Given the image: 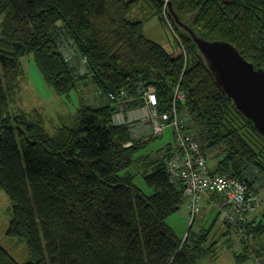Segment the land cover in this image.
Listing matches in <instances>:
<instances>
[{"label": "trees", "instance_id": "trees-1", "mask_svg": "<svg viewBox=\"0 0 264 264\" xmlns=\"http://www.w3.org/2000/svg\"><path fill=\"white\" fill-rule=\"evenodd\" d=\"M141 1L147 0H0V189L11 202L6 235L25 243L28 255L20 263L0 243V264H201L218 258L212 229L196 234L191 228L183 241L167 224L187 187L174 179L169 162L177 153H193L188 139L199 144L208 174L264 188V137L217 85L169 6L198 37L230 43L258 70L264 69V0H149L176 35L179 50L172 54L144 34L142 22L128 18ZM65 38L80 63L87 60L86 75L64 58L59 45ZM30 55L58 96L69 98L88 78L106 97L155 88L158 113L176 111L185 145L174 132V144L148 152L156 137L134 140L131 127L114 123L118 106L110 99L98 108L82 101L70 124L49 133L40 110L14 109L25 76L21 59ZM179 87L184 102H175ZM184 112L193 122L187 136ZM139 176L151 195L135 184ZM226 228L241 239L244 255L234 253L241 262L252 254L250 239L264 236V210L239 229Z\"/></svg>", "mask_w": 264, "mask_h": 264}, {"label": "rangeland", "instance_id": "rangeland-1", "mask_svg": "<svg viewBox=\"0 0 264 264\" xmlns=\"http://www.w3.org/2000/svg\"><path fill=\"white\" fill-rule=\"evenodd\" d=\"M165 15L166 14L164 13V16ZM128 18L132 21L142 22L144 25V34L149 39L162 45L169 53L172 54L178 52L179 45L174 31L168 25L166 18L164 19L163 16L157 12L156 6L149 0L141 1L140 4L128 15ZM59 46L64 58H71L70 64L75 70L77 66L80 76L86 75L87 60L83 58V64L80 63V56L78 54L77 48L72 44L71 39H63ZM21 63L25 70V76L22 79V89L20 95L18 96L20 103H17V105L14 106V109L24 111H32L34 109L40 110L43 117L46 119L45 126L49 133H53L56 128L62 124V122L70 124L71 119L76 115V112L82 101L93 106L94 108L110 104L109 98L99 92L98 86L91 78L81 81L78 84L77 90L72 93L69 99L68 97L58 96L52 87L46 84L40 71L38 70L33 55L23 57L21 59ZM82 70L84 71L83 74L80 73ZM144 92L145 90L141 86L139 92L141 97H145ZM178 94L180 95V93ZM147 106L149 108L145 107V110L143 109L144 106L141 110H138L137 112L139 113L131 112L129 115L133 121L128 122L126 120V124L129 126L134 123L139 129L144 125L147 126L146 122L149 123L148 118H150L153 113V109L148 104ZM123 109L124 108L121 107L120 113L122 115L116 116L119 122L124 120L123 113H125V110ZM183 116L186 122L185 129L182 133L183 136H187L190 135V130L187 128L191 125V123H193L189 122V120L192 119V115L184 112ZM135 119H139L140 123H137ZM139 136L140 134L134 135V140L137 141ZM154 137H156V139L153 138L154 140L150 143L148 152L165 150L170 144H174L177 141L176 135L174 134V129L172 127H169L159 137L155 135ZM214 155L216 154H213L212 157H214ZM210 168L213 169L211 163ZM135 184L144 190L145 194L151 195L153 193V189L147 186L143 177H137ZM182 206L180 207L181 209L179 212L171 215V217L167 219V224L175 231L181 240L184 241L190 229L193 228L192 231L196 234H198L202 229H212L211 241H220L218 258L203 259L201 264H264V236L257 241L250 239L249 245L253 248V250H251L252 254L245 255L246 257L243 261L237 262L235 260L234 253L238 256L244 255L243 252H241L243 251V247H238L239 244L237 241H239V235H236L235 233H225L227 229L226 227H228L229 224L226 221V223H224L223 219L221 218L222 215L216 210V204L213 205L212 208H210L211 206L208 205H205L203 209L201 208L203 210L202 215L197 218L194 224L191 222V219L187 220L185 217H183L188 215H186L185 212H182ZM10 208V199L6 193L0 189V243L18 262L23 263L28 260L26 244L19 242L17 239H12L6 235L10 223ZM263 210L264 203L262 204V207L253 212L252 215H258ZM231 237H233V239ZM239 242H241V239ZM233 244L236 245V250L234 249ZM240 245L243 246L242 243H240Z\"/></svg>", "mask_w": 264, "mask_h": 264}, {"label": "built area", "instance_id": "built-area-1", "mask_svg": "<svg viewBox=\"0 0 264 264\" xmlns=\"http://www.w3.org/2000/svg\"><path fill=\"white\" fill-rule=\"evenodd\" d=\"M66 61L70 62L71 58H67ZM81 73L83 74L84 71L82 70ZM140 87H138L139 92ZM143 89L145 90L144 95L147 98V104L153 109L152 116L148 118L149 123L146 122L150 133L155 136H160L169 127H172L175 134L178 135L181 145L184 146L185 142L180 135V119L176 111L159 114L156 109L158 106L157 90L153 87ZM108 97L112 101L117 100L114 94H110ZM185 100V95L180 90V87L177 88L175 102H184ZM174 109L176 108L174 107ZM117 115L122 114L114 115V123L118 126L127 125L125 119L119 122L116 118ZM129 126L132 128L134 135L140 134V129L136 124L132 123ZM186 142L191 143L190 148L193 153L183 152V154H175V156L171 157L169 166L175 180H185L187 187L184 192V204L190 212L189 214L192 219L200 213L203 202L202 197L207 194H222L225 197V202L222 203L220 208L224 220L229 225H232V227L240 228L247 221L249 222L252 219L258 218L255 216L259 215H252V213L261 208L264 203L260 199L261 194L264 193L263 186L261 184H255L252 188H248L245 183L238 182L229 174H208L207 162L201 153H199V144L193 142L192 139H188Z\"/></svg>", "mask_w": 264, "mask_h": 264}, {"label": "water", "instance_id": "water-1", "mask_svg": "<svg viewBox=\"0 0 264 264\" xmlns=\"http://www.w3.org/2000/svg\"><path fill=\"white\" fill-rule=\"evenodd\" d=\"M169 6L176 23L191 34L217 85L264 137V69L257 70L230 43L198 37Z\"/></svg>", "mask_w": 264, "mask_h": 264}, {"label": "crops", "instance_id": "crops-1", "mask_svg": "<svg viewBox=\"0 0 264 264\" xmlns=\"http://www.w3.org/2000/svg\"><path fill=\"white\" fill-rule=\"evenodd\" d=\"M135 103H138V104H135ZM117 106H118V112L116 114H121L120 113L121 112V107H123L124 108L123 110H125V113H123L124 114L123 117H124L125 121L127 120L128 122L133 121V120H131L130 115H129L131 112H137L138 110H141L143 106H144V108H143L144 110H145V107L146 108H149L147 106V98L146 97H144V96L141 97L140 94H138V95H136V94H128V92L127 93H123L122 95H120L117 98ZM137 113H139V112H137ZM135 121L137 123H140V120L139 119H135ZM140 130H139L140 131V136L137 139V141H139V140H148V139H151L152 137H154V135L150 133V130H149L148 126H145L144 125V126H142L140 128ZM133 137H134V134H133ZM157 137H159V136H157ZM211 161H212V159L210 160V162ZM213 195H215V194L203 195V197H202V199H203L202 209L205 207V205L211 206L210 208H212L213 205L216 204V206L218 208V209L217 208L216 209L218 210L219 214L222 215L221 218L225 222L224 217H223V214H222V210L220 208V206L222 205V203L221 202H215V201L212 202L211 198H212ZM182 209H183V211L182 210L181 211L182 212H185L186 215H188V216H183V217H185L187 220L188 219H191V222L192 223L193 222L195 223V221L197 220V218L202 215V211H203L201 209L200 213L198 215H196L192 219L191 215L189 214L190 212L185 207V204L182 206ZM260 214H258V215H260ZM255 217H259V216H255ZM226 232H227V230H226ZM231 238L233 239V237H231ZM239 240H240V237H239ZM238 242L239 241H237V243ZM235 247H236V245H235ZM238 247L240 248V246H238Z\"/></svg>", "mask_w": 264, "mask_h": 264}]
</instances>
